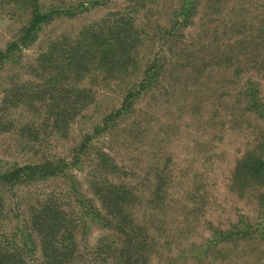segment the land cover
<instances>
[{"label":"rangeland","instance_id":"rangeland-1","mask_svg":"<svg viewBox=\"0 0 264 264\" xmlns=\"http://www.w3.org/2000/svg\"><path fill=\"white\" fill-rule=\"evenodd\" d=\"M0 51V248L264 264V0H0Z\"/></svg>","mask_w":264,"mask_h":264},{"label":"trees","instance_id":"trees-1","mask_svg":"<svg viewBox=\"0 0 264 264\" xmlns=\"http://www.w3.org/2000/svg\"><path fill=\"white\" fill-rule=\"evenodd\" d=\"M50 16H51V14L42 13L41 10L39 9V6H37L36 13L32 19L30 26L27 27L23 31L24 36H22V38L20 39L21 44H25L26 42H29V41H32L33 39H35L38 31L41 28L42 23L49 21ZM91 37H92V41H91L90 46L87 49H82L81 46H78L79 49H77L78 50L77 56H74L71 59L72 63L76 62L73 65L74 66L78 65L75 67L80 69L81 71H84L88 66L87 65L88 62H90L91 60H94V59H96L98 61L99 66H106L107 65L106 60L109 59V57L107 55H109V54L114 55L113 52L117 48L115 42L112 39L111 40L103 39L101 41V40H99V35L96 33H92ZM16 45L17 44H15V46ZM120 47L121 46H119V48ZM4 56H6V53L3 55L0 51V59H2ZM258 103H259L258 101H254V102L252 101L251 105L253 108H255L259 112V108H258L259 104ZM107 121H109V120H106V122ZM46 166H48L49 168H47ZM39 168L51 170L50 166L45 165V164ZM32 171H34V170H32ZM232 234L233 233H231V231H229V233L225 234L221 240L230 239ZM54 241L56 242V240H54ZM55 247H57V246H55ZM64 247H65L64 249H66L68 247V245H65ZM21 249L22 248L19 247L18 244H16V243L12 244L11 246H7V247L4 246V247L0 248V264H20V261L18 260V258L21 259V257H22ZM65 255L66 254L64 252L62 254V256L64 257Z\"/></svg>","mask_w":264,"mask_h":264}]
</instances>
